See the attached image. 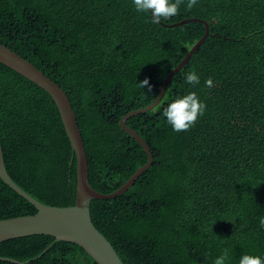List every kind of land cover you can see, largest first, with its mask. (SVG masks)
<instances>
[{
  "label": "trees",
  "instance_id": "obj_1",
  "mask_svg": "<svg viewBox=\"0 0 264 264\" xmlns=\"http://www.w3.org/2000/svg\"><path fill=\"white\" fill-rule=\"evenodd\" d=\"M186 4L161 22L202 19L209 36L160 104L126 121L153 163L122 195L90 204L94 226L123 264H213L224 250L226 264H238L243 253L264 256V0ZM204 32L199 22L152 23L131 0H0V44L65 91L88 183L101 194L117 190L148 160L119 121L154 102ZM190 71L199 84L186 82ZM145 78L151 90L140 87ZM188 92L206 110L188 130L173 131L163 110ZM0 144L18 187L46 206L75 203L76 160L55 103L1 63ZM36 212L0 179V220ZM0 256L23 264H97L78 245L47 235L2 242Z\"/></svg>",
  "mask_w": 264,
  "mask_h": 264
},
{
  "label": "water",
  "instance_id": "obj_2",
  "mask_svg": "<svg viewBox=\"0 0 264 264\" xmlns=\"http://www.w3.org/2000/svg\"><path fill=\"white\" fill-rule=\"evenodd\" d=\"M190 22L204 24V35L191 46L189 52L182 61L164 79L154 102L143 108L127 113L119 121L120 128L140 144L147 154L148 160L144 165L140 166L121 187L109 194L96 192L88 183V162L84 143L70 100L65 91L32 63L0 44V63L42 89L52 98L60 115L71 148L74 151L76 160L75 203L69 207L46 206L38 202L12 181L4 165L0 144V179L14 192L32 204L37 210L34 215L0 220V244L7 240L17 238L47 235L53 237L55 241H65L78 245L97 264H123L109 241L94 226L91 220L90 204L93 200H107L122 195L135 183L144 171L152 165L153 156L150 148L136 131L126 126V121L131 117L155 108L160 103L166 87L173 76L180 72L191 56L209 36L208 24L202 19L192 18L170 25L164 24L161 21L158 22L164 27L171 28ZM0 261L12 264H23L18 260L2 256H0Z\"/></svg>",
  "mask_w": 264,
  "mask_h": 264
},
{
  "label": "clouds",
  "instance_id": "obj_3",
  "mask_svg": "<svg viewBox=\"0 0 264 264\" xmlns=\"http://www.w3.org/2000/svg\"><path fill=\"white\" fill-rule=\"evenodd\" d=\"M182 2L183 0H131L134 9L138 13L149 15L152 23H158L161 20H166L177 15ZM195 2L196 0H187L186 7L192 8ZM185 80L190 85H196L199 84L200 77L196 71H190L186 74ZM138 83L141 88L145 86H147L149 90L152 88L148 78ZM206 84L210 86L211 81H206ZM205 110L206 104L198 97L196 92H188L185 95L171 100L164 108L163 115L172 130L180 132L186 131L192 127L197 118L204 114ZM260 224L261 227H264V218H261ZM228 260L229 253L227 250H224L220 255L214 258L213 264H226ZM238 264H264V256L243 253L239 257Z\"/></svg>",
  "mask_w": 264,
  "mask_h": 264
}]
</instances>
